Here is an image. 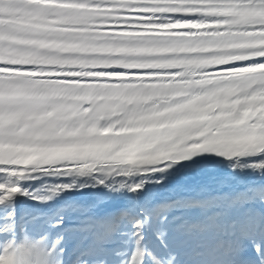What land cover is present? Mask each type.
I'll list each match as a JSON object with an SVG mask.
<instances>
[{
    "label": "snow or ice",
    "instance_id": "1",
    "mask_svg": "<svg viewBox=\"0 0 264 264\" xmlns=\"http://www.w3.org/2000/svg\"><path fill=\"white\" fill-rule=\"evenodd\" d=\"M0 264H264V0H0Z\"/></svg>",
    "mask_w": 264,
    "mask_h": 264
}]
</instances>
